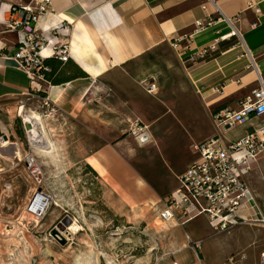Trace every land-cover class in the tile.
<instances>
[{"label": "crops", "instance_id": "1", "mask_svg": "<svg viewBox=\"0 0 264 264\" xmlns=\"http://www.w3.org/2000/svg\"><path fill=\"white\" fill-rule=\"evenodd\" d=\"M30 1L0 0V18L4 15L6 5L27 4ZM213 1L52 0V11L37 22L39 33L69 45V60L61 74L63 83L51 84L48 91L50 99L59 109L58 115L78 119L81 132L89 135L87 139L101 142L86 154L85 163L101 178L109 196L112 195L114 199L115 196L119 197V202L132 209L154 204L157 198L166 194V199L175 192L179 187V177L199 160L194 147L216 134L211 131L205 135L200 133L197 138L190 137V128L185 129L178 122H173L189 139L190 155L183 163L174 164L170 160L166 165L156 155L164 149L163 138L168 130L167 126L161 125L166 124L164 116L177 117L178 112L185 116L196 115L208 119L213 128L211 115L217 107L228 103L224 109L239 110L240 104L257 87L258 79L264 80V0ZM207 18L212 19V24L195 31V22L206 23ZM234 31L241 35L242 43L237 36L232 35ZM184 35L191 39L187 44L182 41V50L177 52L171 48L170 42ZM17 39L15 34H4L0 37V47L11 50ZM209 47L212 49L203 60L188 62L189 57ZM167 50L171 52L172 60L156 59L157 54ZM249 56L254 59V66L250 64ZM75 66L85 77L68 79L76 75ZM162 72L168 76L169 88L159 87L154 78ZM153 82L156 84L155 94L164 91L169 96L171 92L174 94L173 99L169 96L161 98L165 108L163 112L159 113V104L152 106L151 113L158 115L152 117V125L156 130L153 128L150 131L148 121L142 125L147 129L144 137L149 139L155 134V147L128 137L124 142H118L121 132H124L120 124L121 109L124 106L135 109L137 103L147 96L143 95L144 89ZM29 88L26 75L12 62L0 59V105L6 108L14 101L25 99ZM20 107L17 109L19 116ZM123 114L128 121L135 116ZM71 126L69 123V129ZM262 127L264 117L252 118L246 124L224 132L223 136L226 141L236 142L252 129ZM8 141L9 147L0 148V152L18 148L16 143L10 142L11 139ZM151 147L149 151H141ZM136 150L146 153L148 162H159L160 169L167 167L174 174L169 192H155L153 187L157 185L146 174H142L141 167H138V163L142 162L135 157ZM90 161L94 162L101 174L91 166ZM245 182L249 196L239 216L260 222L264 220V152L252 164ZM200 219H205L213 232L204 216L189 220L183 226H174L192 224L187 233L201 238L205 232L199 229L197 220ZM230 232H243L246 235L254 232L255 241L244 245L242 249L253 250L249 256L252 264L255 261L258 264L261 249L256 260V244L264 245V228L241 226ZM197 241L203 243L200 239L194 242Z\"/></svg>", "mask_w": 264, "mask_h": 264}, {"label": "rangeland", "instance_id": "2", "mask_svg": "<svg viewBox=\"0 0 264 264\" xmlns=\"http://www.w3.org/2000/svg\"><path fill=\"white\" fill-rule=\"evenodd\" d=\"M159 57L172 60L169 50L157 54L156 59L159 60ZM165 73H158L154 78L159 87L169 88ZM171 94L169 96L166 91L148 94L145 91L143 95H147L146 98L140 100L135 109L124 106L120 113L124 132H121L118 142H124L128 137L155 147V134L149 139H136L133 131L137 126L144 127L142 125L147 121L150 122V131L155 129L152 117L158 115L152 114L151 108L156 103L160 106L159 113L163 112L165 108L161 98L169 96L173 99L174 94ZM1 105L0 139L7 136L10 142L16 143L21 158L7 160L0 157V169L3 170L0 175V264H90L92 260L97 261L95 264H252L249 255L253 250L242 248L255 241L254 232H248V236L243 232L215 235L206 220L200 219L197 220L199 229L205 232L200 238L187 233L192 224L165 227L159 222L157 214L163 207L166 194L157 198L154 204L133 209L119 202V197L115 196L114 199L112 195L109 196L101 178L85 163L86 154L101 142L88 140L89 135L81 132L78 119H67L61 115L46 117L38 104L26 98L14 101L6 108ZM20 106L40 114L42 121L48 125L47 135L54 148L48 144L47 149L37 154L34 152L18 115ZM123 113L135 116L128 121ZM176 115L164 116L166 124H161L167 126L168 130L163 138L164 149L156 155L165 164L170 160L174 164L183 163L190 155L189 139L174 125L175 121L185 129L190 128V137L216 132L213 123L212 128L204 117L185 116L181 112ZM69 123L72 125L70 129ZM152 147L141 151H149ZM28 151L33 153L43 171V186L59 206H52L41 222L35 220L36 226H20L26 214L28 199L35 188L23 165V157ZM141 151L134 152L135 157L142 162L138 163L141 173L157 185L153 187L155 192H169L174 174L167 167L160 169L159 162H148L146 153ZM90 164L101 174L93 161ZM7 184L10 189L7 186L8 190H5ZM4 228L10 231L9 237L3 235ZM196 239L203 241L200 250L192 248L191 243ZM256 248L257 260L258 250H262L264 245L256 244Z\"/></svg>", "mask_w": 264, "mask_h": 264}, {"label": "built area", "instance_id": "3", "mask_svg": "<svg viewBox=\"0 0 264 264\" xmlns=\"http://www.w3.org/2000/svg\"><path fill=\"white\" fill-rule=\"evenodd\" d=\"M207 1L214 3L213 0ZM51 11L52 0H31L27 4L6 5L4 15L0 18V37L7 33L18 36L11 50L0 47V59L12 62L26 75L30 88L25 97L27 101L38 104L46 117L58 115L59 109L48 95L52 86L46 77L50 68L45 61L56 59L67 63L69 60L68 44L55 41L54 37L37 31L39 19ZM255 12L258 13L259 10L256 9ZM212 22L210 18H207L206 23L195 22V31L207 28ZM232 35L237 36L242 43L238 32L234 31ZM190 39V36L184 35L171 40L170 46L180 52V43L184 41L187 44ZM211 49L212 47L200 50L189 57L188 62L203 60ZM249 58L250 64L254 66V59L251 56ZM257 83V87L240 104L239 110L221 109L211 115L216 134L194 147L199 154V160L179 177L178 189L164 200L163 208L158 212V219L165 227L183 226L189 220L204 216L215 235L228 234L241 226L264 228V220L253 222L239 216V211L249 196L245 176L264 152V127L252 129L236 142L226 141L223 136L224 132L244 125L252 118L264 117V80L259 78ZM145 91L154 94L156 84H149ZM145 129L137 126L133 131L135 138H144ZM16 155L14 154V159L19 160ZM23 165L35 186L28 199L26 211L36 221L41 222L52 207L53 197L43 186V171L32 152L25 153ZM1 173L0 169V175ZM7 186L10 189L9 184L5 185V189ZM201 243L192 242V248L200 250ZM258 264H264V248L260 251Z\"/></svg>", "mask_w": 264, "mask_h": 264}, {"label": "bare ground", "instance_id": "4", "mask_svg": "<svg viewBox=\"0 0 264 264\" xmlns=\"http://www.w3.org/2000/svg\"><path fill=\"white\" fill-rule=\"evenodd\" d=\"M19 113H20V118L23 120V124L24 125L30 124L32 126V128L30 130H26V129L25 130H26L28 143H29L30 147L34 150V152L36 153V152H39L41 150L47 149L48 144H51V146L54 148V144L51 142V140L48 138V135H47V131H46L47 127L46 126H48V125L46 122L42 121L40 114L34 110H27L26 108H24V106L20 107ZM48 123H49V121H48ZM9 144L10 143L8 141L0 140V148L6 149L9 146ZM13 149H14L13 151L0 152V157L3 159H7V160H13L14 159L13 155L17 154L16 156L20 160L21 152H20L19 148H16V149L13 148ZM9 152H10V154H9ZM5 190H8V187H6ZM52 206L59 207L57 202L54 199H53ZM25 212H26V214L23 216V221L20 224V226H26L27 224H32V225L36 226L37 222H35V219L30 214L27 213L26 208H25ZM9 233H10V231L5 230V228L3 229V235H6L7 237H9ZM13 235H15V234L13 233ZM95 261L96 260H92V262H90V264H95Z\"/></svg>", "mask_w": 264, "mask_h": 264}, {"label": "trees", "instance_id": "5", "mask_svg": "<svg viewBox=\"0 0 264 264\" xmlns=\"http://www.w3.org/2000/svg\"><path fill=\"white\" fill-rule=\"evenodd\" d=\"M46 65L50 68V72L47 73L46 77L48 79V81L52 84V85H57V84H61L63 82V79L61 77V74L64 70V68L66 67L67 63H61L60 61L56 60V59H47L45 61ZM76 67V66H75ZM76 75L71 77V78H68V79H76V78H80V77H85V74L80 71L77 67H76ZM228 103H224L222 105H220L219 107H217L215 111H218V110H221V109H224L226 106H227ZM89 167V166H88ZM90 169V168H88Z\"/></svg>", "mask_w": 264, "mask_h": 264}, {"label": "water", "instance_id": "6", "mask_svg": "<svg viewBox=\"0 0 264 264\" xmlns=\"http://www.w3.org/2000/svg\"><path fill=\"white\" fill-rule=\"evenodd\" d=\"M23 125H24V124H23ZM24 127H25L26 130H30V129L32 128V126H31L30 124H25ZM2 140H4V141H8L7 136H3V137H2ZM13 156H14V155H13Z\"/></svg>", "mask_w": 264, "mask_h": 264}]
</instances>
